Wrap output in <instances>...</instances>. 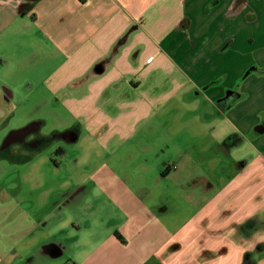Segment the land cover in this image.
I'll return each instance as SVG.
<instances>
[{
	"label": "crops",
	"instance_id": "crops-1",
	"mask_svg": "<svg viewBox=\"0 0 264 264\" xmlns=\"http://www.w3.org/2000/svg\"><path fill=\"white\" fill-rule=\"evenodd\" d=\"M25 86L69 124L46 136L32 120L0 143L2 164L20 157L18 187L0 181V264H235L250 250L234 178L200 220L171 206L199 182L177 174L197 168L205 135L264 163V0H0V130ZM54 138L69 146L41 174Z\"/></svg>",
	"mask_w": 264,
	"mask_h": 264
},
{
	"label": "rangeland",
	"instance_id": "rangeland-1",
	"mask_svg": "<svg viewBox=\"0 0 264 264\" xmlns=\"http://www.w3.org/2000/svg\"><path fill=\"white\" fill-rule=\"evenodd\" d=\"M31 90V86H25V89H22V96L20 97L18 94L17 99H20L21 102L20 106H18L15 111L13 121L9 124L8 128L0 130L1 145L10 129L23 126L30 123L32 120L41 118L46 121L42 129V133L46 134V136H53L58 130L65 128L69 124H55L51 121L50 114L43 110H41L42 113H40L35 105L38 100H35V94L31 97L28 96V92ZM19 92H21V89ZM60 109L67 118L68 114L65 110H63V108ZM210 140H212V138L205 135L202 139L203 142L200 144L203 148L205 147L204 152L199 153L198 151L197 156L193 154V156L197 157V168L194 171L190 166H187L189 162H187L186 166L184 162H182V171L177 174V176L180 177L178 179L183 180L186 176V180L189 183L195 180H199V182L193 183L186 193L180 190L175 192L176 188H173L172 196L175 197V199H173L171 206V211H173L172 215L173 217L177 216L188 220L197 217V220H200L202 218V214L200 213L201 208L216 196L218 191H222L224 186L234 178L231 183L233 189L230 193L228 192L227 199L232 201L235 206L237 248L243 244H246V247L250 248L244 256L242 254L240 257L234 259L236 261L235 264H264V254H259V252L264 251V163L262 164L257 161L252 162L257 159V154L248 143H242L238 146L227 148L221 145L222 139H218L220 142L218 146L212 143L209 144L210 148H208V142ZM172 142L173 145L178 146V144H175L176 140L173 139ZM58 146L68 147L69 145L59 138H54L44 150L37 154L40 158H44V160L38 158L34 166L39 173L47 174L48 169L51 168L52 170L54 165L51 161H48V159L49 157L51 160L58 159V156H56ZM21 148L24 149L25 147L22 146ZM187 148L189 151H192V149H196V146L189 143ZM13 149L17 150L16 147ZM18 156L19 155H17L16 159L12 157L10 161L3 164L0 162V181L2 183L5 182L6 186H11L12 188L18 187L19 185L18 177L20 166L18 161L20 157ZM241 162H251V164H247L242 169L240 166H237ZM206 179H210L215 183V188L207 191L204 190L202 182ZM171 180L174 179L171 178ZM45 181L47 180L45 179ZM46 183L47 182H44V184ZM222 196L224 197L225 195L223 194ZM16 211L18 210L13 205V214ZM249 221L252 222L248 226L247 222ZM210 223L212 224L211 221ZM210 223L206 224V229H211L212 225H210ZM222 224H220V229L224 228ZM224 230L225 228L221 231ZM230 260L231 264L233 259ZM198 261L205 262L206 259H199Z\"/></svg>",
	"mask_w": 264,
	"mask_h": 264
},
{
	"label": "trees",
	"instance_id": "trees-1",
	"mask_svg": "<svg viewBox=\"0 0 264 264\" xmlns=\"http://www.w3.org/2000/svg\"><path fill=\"white\" fill-rule=\"evenodd\" d=\"M237 97H238V96H237L236 94H231V95L229 96V101H230V102H233L234 100L237 99ZM251 222H252V221L247 222V225L249 226ZM71 264H76V263H75V262H71Z\"/></svg>",
	"mask_w": 264,
	"mask_h": 264
}]
</instances>
